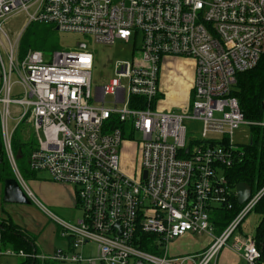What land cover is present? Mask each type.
<instances>
[{"label":"built area","instance_id":"obj_1","mask_svg":"<svg viewBox=\"0 0 264 264\" xmlns=\"http://www.w3.org/2000/svg\"><path fill=\"white\" fill-rule=\"evenodd\" d=\"M23 12L24 28L12 37L8 20ZM33 22L98 43L133 41L132 58L94 86L88 46L50 56L33 48L22 53L24 30ZM263 54L264 0H0V124L7 157L27 196L60 225L72 247L98 248L89 257L61 249L41 256L0 244V264L3 255L89 264H217L226 247L245 264H263L256 236L235 234L263 199L264 186L220 234L213 221L215 212L237 200L229 173L252 142L242 126L264 128V121L245 118L232 95L237 74L254 68ZM169 55L196 61L194 93L187 108L164 111L157 108L159 79ZM194 121L201 122L199 134L189 131ZM21 123L32 126L37 139L30 170L47 171L74 188L81 209L76 223L49 210L19 171L13 139ZM128 138L140 152L139 178L121 168L119 148ZM186 233L206 234L210 244L170 256L171 242ZM145 236L155 251L141 248Z\"/></svg>","mask_w":264,"mask_h":264},{"label":"rangeland","instance_id":"obj_2","mask_svg":"<svg viewBox=\"0 0 264 264\" xmlns=\"http://www.w3.org/2000/svg\"><path fill=\"white\" fill-rule=\"evenodd\" d=\"M26 23V14L20 13L8 20L7 28L11 36H16L19 31L24 28ZM23 37L27 39H37L44 38L45 41L50 42L51 47L49 49L43 50L47 56L52 55V53L56 50L63 49H78L81 46L85 45L92 51L95 57V65L92 72V82L94 86H100L104 83H107L115 74L114 69L116 64L119 61L130 60L132 58V48L133 41L129 43H124L122 41H117L115 44H104L93 41V39L89 36H85L76 32H68L57 30L56 27H53L51 24L43 23V22H33L24 30ZM23 39V38H22ZM139 44V43H138ZM182 60H177L172 62V67H163L164 70H168L172 74V81L174 83L175 91L181 88L182 93H187L188 90H184L183 88L189 83L190 79L194 75V59L191 57L181 58ZM194 60V61H193ZM196 62V61H195ZM16 80L18 77L15 76ZM16 91H18V87H16ZM180 91V90H179ZM178 93V92H177ZM23 93H19L18 96H22ZM112 97L109 96L108 99ZM187 100V99H186ZM169 101V99H168ZM193 102V96L189 98V102ZM160 109L162 107H159ZM178 109L182 108V106H177ZM10 125H14V121H10ZM189 131L194 130V134H199L202 128L201 122L194 121L188 123ZM242 131L245 134H251L252 128L249 125H243ZM15 133L20 138L27 139L28 143H37L36 134L32 126L26 123H21L20 127ZM241 133L236 135V138L241 137ZM190 136V132H189ZM137 139H140V136H137ZM126 141L122 143L119 148L120 155V164L122 170L132 176L134 178H139L140 176V167H141V156L140 152L136 148V141L125 139ZM15 155L17 156V163L19 166V171L23 175L25 181L27 182L30 189L35 193L37 198L41 200L46 206L49 204L48 201H45V196H53L59 197L68 195V197L72 196L73 189L69 185L65 186L64 184L57 183L56 181H48L38 184L33 180V174L29 169V158L28 156H24L22 158L20 154V149L17 151L14 149ZM19 155V156H18ZM21 167V168H20ZM24 167V169H23ZM22 169V170H21ZM27 169L28 171H25ZM39 173H42L40 171ZM46 173V172H45ZM42 178L49 179L47 175H42ZM38 181V180H37ZM33 200V199H32ZM46 202V203H45ZM50 209L55 212V214L66 221L76 223L78 217L81 215V209L79 207H74L73 205L69 210L61 211L59 209H55L54 207L48 206ZM5 213H9L12 215L14 220L22 225L27 226L29 229H35L41 223L43 219L42 209L37 206V203L33 200L31 204H21V203H10L4 200V197L0 198V216ZM262 214L259 211L258 207L250 212V214L242 221L240 227L237 230L235 235H239V233L247 234V235H255L257 232V228L259 223L261 222ZM31 226H34L32 228ZM217 228L215 232H217ZM234 235V236H235ZM232 237L230 239L229 244H233L236 237ZM206 235H194L193 239L184 238L180 241L181 244H171L169 249L170 256H184L190 254L193 249L200 248L206 245L207 241ZM57 247L65 248L66 245L62 240H58ZM67 248V247H66ZM96 250V246L90 244L83 249V254L85 256H89L94 254ZM2 264H19L22 259L20 257H4L2 259ZM224 258L222 257L218 264H224ZM100 264V263H99Z\"/></svg>","mask_w":264,"mask_h":264},{"label":"trees","instance_id":"obj_3","mask_svg":"<svg viewBox=\"0 0 264 264\" xmlns=\"http://www.w3.org/2000/svg\"><path fill=\"white\" fill-rule=\"evenodd\" d=\"M50 47V42L45 41L44 38L30 40L23 37L21 42L22 53L29 48L45 50ZM232 95L238 99L240 108L247 120L264 121V54L254 68L237 74ZM251 128L252 142L246 147L244 159L230 170L229 177L232 183L247 182L251 185L253 191H256L264 186V128L260 126H252ZM34 145L35 143L29 144L27 139L23 140V138H20L16 134L14 135L13 148L17 151L20 149L21 154V157L18 155V158H22L26 155L29 158ZM25 171L28 170L25 169ZM9 178H16V175L5 151L0 124V182L4 183L5 180ZM257 207L262 214V219L257 228L256 242L260 248L262 262L264 264V197ZM241 208L242 205H240L235 198L233 208H223L215 212L213 221L218 230L217 232L221 233L238 214ZM0 225L2 227V237L7 243L15 244V247L19 250L25 248L26 244L27 251L25 250V252L33 253L29 250V248L32 247L30 244L33 241L31 239H25V237L19 233L20 231L16 230L17 226L11 222L10 219L1 222ZM148 237L149 236H145L143 238L141 248L155 251L154 246L151 244L152 239ZM36 263V259L28 258L21 264Z\"/></svg>","mask_w":264,"mask_h":264},{"label":"crops","instance_id":"obj_4","mask_svg":"<svg viewBox=\"0 0 264 264\" xmlns=\"http://www.w3.org/2000/svg\"><path fill=\"white\" fill-rule=\"evenodd\" d=\"M181 58H187V57L169 55V56L165 57V59L162 63L161 72H160V79H159V84H160V89H161L160 94L161 95H159L160 97H159V101L157 103V108L162 107L161 109L159 108L160 110H164V111L180 110V109L187 108L189 106V104L191 103V101L189 102V98L191 96H193V93H194L193 88H194L195 70H194V75L190 79L189 83L183 88L185 91L188 90V92L182 93L181 88L178 89V91H175L176 89H174V87H173L174 83L172 81V74L168 70L166 71L163 68V67H172L171 63L175 62L179 59L182 60ZM195 67H196V62L194 61V69H195ZM168 99H169V101H168ZM177 106H182V108L178 109ZM39 172H35L33 174V178H34L33 180H36L35 182H38L37 185L46 182V180H48V181L51 180V181L55 182L52 179L51 175L47 171H42V173H39ZM42 175H47L49 177V179L42 178L41 177ZM57 183H59V182H57ZM61 184H64V183H61ZM64 185L67 186L68 184H64ZM70 187H72V186H70ZM72 189H73V194L70 197H68V195H64V196L60 195L59 197H53V196H47L46 197L45 196L44 197L45 201L49 202V204H47V208L49 210H51L50 207H48V206H51V207H54L55 209H59L61 211H66V212H67V210H69L71 208L72 205L77 208L74 188L72 187ZM1 197L2 198L4 197V183L0 182V198ZM31 202H32V200H31ZM42 212L44 214L42 217L43 219L41 220L43 223H41V225H39L35 229H29L27 226L17 223L14 220V218L12 217V215H10L9 213H5L4 215L0 216V223L4 222V221H8V219H10L11 222H13L17 226L16 230L20 231L19 233L21 235H23L25 237V239H31L33 241L30 244L32 247L29 248V250H31L33 253H36V254L41 255V256L42 255L48 256V255L54 253L55 251H57L59 249L67 251V252H77V253L84 255L82 252L83 249L90 244H93L94 246H96V250H95L94 254L89 255V256H96L97 255L98 248H97V245L94 243H88V244H85V245H83L77 249H74L72 247L71 240L69 238L63 237L61 235L60 225L55 220L50 218L43 210H42ZM53 213L55 214V212H53ZM31 227L34 228V226H31ZM218 234H220V233L218 232ZM194 235H199V234L186 233L185 235L174 239L171 242V244L172 243L173 244H181L180 241L182 239H184V238L193 239ZM202 235H204V234H202ZM255 236H256V234H255ZM206 237L208 238L206 241V245H204L200 248H197V249L194 248L193 251L189 252V253L191 254V253L201 252V251L205 250L211 241V238L208 235H206ZM59 239L64 242V244L66 245L67 248L66 247L61 248V247L56 246ZM0 244H1V247L3 249L19 250L15 247V244L7 243L4 240V238L2 237L1 225H0ZM26 249H27V246L25 244V248H22V250L25 251ZM89 256H86V257H89ZM4 257H18V256L3 255L1 257V262L3 261L2 259ZM222 257L224 258V262H225L224 264H245L244 260L240 257L239 253H237L236 251H234L230 247H226L222 250V252L220 253L219 258L217 260V264L221 260ZM20 258L22 259V261L19 264L24 262V260L28 259V258L24 259L22 257H20ZM36 261H37L36 264H89L87 262H80L79 263V262H72V261H56V260H51V259H44L42 257L37 258Z\"/></svg>","mask_w":264,"mask_h":264},{"label":"water","instance_id":"obj_5","mask_svg":"<svg viewBox=\"0 0 264 264\" xmlns=\"http://www.w3.org/2000/svg\"><path fill=\"white\" fill-rule=\"evenodd\" d=\"M58 30V27H57ZM146 177V172H144ZM237 200L243 205L252 195L253 189L247 182L236 184ZM4 200L10 203L30 204L31 200L21 187L17 178H9L4 182Z\"/></svg>","mask_w":264,"mask_h":264},{"label":"bare ground","instance_id":"obj_6","mask_svg":"<svg viewBox=\"0 0 264 264\" xmlns=\"http://www.w3.org/2000/svg\"><path fill=\"white\" fill-rule=\"evenodd\" d=\"M161 95V94H160ZM160 97V96H159ZM33 201V200H32ZM80 263V262H79ZM88 263V262H87Z\"/></svg>","mask_w":264,"mask_h":264}]
</instances>
